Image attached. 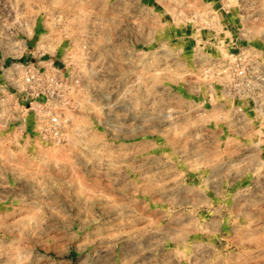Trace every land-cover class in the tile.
I'll list each match as a JSON object with an SVG mask.
<instances>
[{"label":"rangeland","instance_id":"obj_1","mask_svg":"<svg viewBox=\"0 0 264 264\" xmlns=\"http://www.w3.org/2000/svg\"><path fill=\"white\" fill-rule=\"evenodd\" d=\"M0 264H264V0H0Z\"/></svg>","mask_w":264,"mask_h":264},{"label":"built area","instance_id":"obj_2","mask_svg":"<svg viewBox=\"0 0 264 264\" xmlns=\"http://www.w3.org/2000/svg\"><path fill=\"white\" fill-rule=\"evenodd\" d=\"M60 117H58V116H53L52 118H51V122H52V124L53 125H58V124H60Z\"/></svg>","mask_w":264,"mask_h":264}]
</instances>
